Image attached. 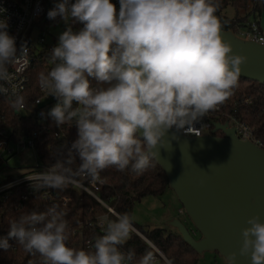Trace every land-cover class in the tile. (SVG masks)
<instances>
[{"label": "clouds", "instance_id": "clouds-1", "mask_svg": "<svg viewBox=\"0 0 264 264\" xmlns=\"http://www.w3.org/2000/svg\"><path fill=\"white\" fill-rule=\"evenodd\" d=\"M117 2L75 0L69 6L68 0H60L47 12L50 19L59 15L83 24L58 37L50 53L53 66L37 74L40 89L57 100L48 115L57 127L74 123L77 136L63 160L28 178L35 179L36 190L101 181V171L110 166L141 174L156 159L154 149L167 130L189 131L237 86L247 58L222 39L215 14L220 0ZM7 29V18H0V82L9 81L8 66L18 56L15 37ZM26 53L21 45L20 54ZM7 92L0 83V94ZM23 100L14 95L10 106L19 110ZM65 215L56 204L46 211H22L9 221L7 235L25 252H38L42 264H158V255L159 264H174L146 237H141L144 252L123 249L132 234L139 235L128 212L98 218L103 234L91 250L68 246ZM246 224L239 252L250 254L251 264H264V220L257 214ZM9 247L0 238V249ZM235 255L229 254V264Z\"/></svg>", "mask_w": 264, "mask_h": 264}, {"label": "trees", "instance_id": "trees-1", "mask_svg": "<svg viewBox=\"0 0 264 264\" xmlns=\"http://www.w3.org/2000/svg\"><path fill=\"white\" fill-rule=\"evenodd\" d=\"M260 3L264 9L262 0H220V6L215 14L218 16L223 30H236L238 26L244 25L250 19L258 23L261 14ZM226 8L234 10L237 15L239 12H244L245 16L240 18L236 15L234 18H228L222 14ZM50 61V53H45L40 60L32 64L27 72L28 84L24 92L20 94L24 97L21 105L27 113L30 110L31 102L38 96L37 74L49 70ZM89 80L90 85H95L93 78H89ZM12 98L0 96V128L6 127L12 140L24 139L31 132L32 122L21 111L14 110L10 106L9 101ZM73 106H75V102H73ZM223 106L236 121L247 124L253 130L254 138L258 139L264 148V84L260 85L257 82L239 78L237 86L232 90V95L224 101ZM48 126V131L37 138L34 143L39 162L44 166H50L57 160H63L77 136V128L74 123L69 122L57 127L54 122H50ZM62 132L63 136H61ZM55 134L60 138L57 139ZM214 135L220 136L217 133ZM73 156L75 163L79 164L80 161L75 155V150H73ZM100 177L103 187L97 191L98 196L114 213L128 212L132 216L134 206L146 197L161 198L169 190L166 175L154 160L141 174H136L130 168L119 171L110 166L101 171ZM20 191L25 192L26 189L22 187ZM33 191L34 194L28 197L21 207L17 206L21 200L18 193L5 202L0 199V238L7 239L10 246L7 250L0 249V264H42L43 262V258L38 252H25L15 237L7 235L9 221L16 218L22 211H46L52 204L62 207L66 212L64 219L67 221L68 246L85 250H91L94 239L102 235L99 227L96 226L97 218L104 215L114 219V215L107 209L71 184L60 189L41 188ZM47 191V197L42 198V193ZM133 224L142 237L151 241L160 253L172 258L174 264L197 263L199 256L173 229L165 225L152 228L150 225H138L134 221ZM188 231L191 236L194 234L192 236L194 239L198 238L196 230L192 228ZM122 247L125 250L128 247H133L136 253L140 254L145 251L147 245L137 234H132ZM157 260L159 264L160 257L157 256Z\"/></svg>", "mask_w": 264, "mask_h": 264}, {"label": "water", "instance_id": "water-1", "mask_svg": "<svg viewBox=\"0 0 264 264\" xmlns=\"http://www.w3.org/2000/svg\"><path fill=\"white\" fill-rule=\"evenodd\" d=\"M259 9L258 23L264 33L262 3ZM220 33L232 52L247 58L239 78L264 84V44L237 37L233 29L221 27ZM213 125L210 135L200 137L169 129L154 149L158 152L154 162L199 236L194 239L179 218L164 224L198 256L215 253L229 264V254L235 253L234 264H251L250 254L239 252L241 229L253 215L264 220V150L238 140L235 128L226 122ZM217 131L221 136L214 135Z\"/></svg>", "mask_w": 264, "mask_h": 264}, {"label": "built area", "instance_id": "built-area-1", "mask_svg": "<svg viewBox=\"0 0 264 264\" xmlns=\"http://www.w3.org/2000/svg\"><path fill=\"white\" fill-rule=\"evenodd\" d=\"M60 0H0V8L4 9L3 13H0V18H7L8 33L15 37V44L17 48V60L15 63L8 66L10 79L4 83V86L8 89L6 94H0L2 97L12 98L14 95H20L26 89L28 84L27 72L38 60H40L45 53H51V50L58 43L59 33L52 37L51 43L46 44V26L53 24L54 22L61 21L67 23L73 31H78L82 28V23L75 21V18L69 17L67 20L57 15L55 18H48L47 12L52 9ZM75 0H68L69 6L74 3ZM114 4H117V0H112ZM59 31L64 32L62 29ZM234 34L245 40H250L260 44H264V33L262 32L259 23L255 20H249L244 25H240L234 30ZM21 45L27 48L26 55L20 54ZM50 68L53 66L52 62H49ZM57 102L56 98L52 95H48L42 91L39 87L38 96L30 105V110L25 112L23 105L19 106V111L26 115L31 120V132L27 138L24 139H11L9 131L6 127L0 128V169L7 166V161L14 156H19L21 150L28 149L33 153L34 167L29 173L14 178L7 177L3 183H0V199L5 202L8 198H13L15 193H18V197L21 200L17 206L21 207L22 203L34 194L33 185L36 183L35 178L39 172L44 171L48 166H44L39 162L38 155L35 152V140L42 134L48 131V125L50 122H54L48 115V111ZM224 101L218 104L214 109L210 110L200 120L194 122L193 128L189 131L180 130L184 136L187 137H200L208 136L214 128V123L223 125L224 122L228 124V127H234L236 137L238 140L251 141L257 147H262L261 142L254 138L253 130L245 123L236 121L225 110ZM43 113V115H41ZM67 124V123H66ZM217 134H220L218 131ZM64 133L62 132L61 136ZM221 136V134H220ZM55 137L59 139V135L55 134ZM19 150V151H18ZM82 182V187L76 184H71L81 189L84 193L88 194L95 201H97L103 208L107 209L109 213L114 214V211L109 209L107 205L99 198L97 191L103 187V182L95 181L89 182L88 179ZM26 189L25 192L20 191L21 188ZM47 192L42 193V198L47 197ZM90 226V225H88ZM96 226L99 227L100 232L103 234V229L96 221ZM140 235V234H139ZM142 237V236H141ZM143 240V239H142ZM159 257V255H158Z\"/></svg>", "mask_w": 264, "mask_h": 264}, {"label": "rangeland", "instance_id": "rangeland-1", "mask_svg": "<svg viewBox=\"0 0 264 264\" xmlns=\"http://www.w3.org/2000/svg\"><path fill=\"white\" fill-rule=\"evenodd\" d=\"M228 18H234L237 14L234 10L226 8L222 12ZM238 17L244 18V12H239ZM69 25L62 23L61 21L54 22L46 26L44 32H46L45 42L50 44L52 37L58 35L59 30L65 31ZM19 151V150H18ZM19 156H14L7 161V166L0 169V183L4 182L7 177H17L29 173L32 167H34V158L31 150H21ZM180 204L177 202L175 194L171 190L161 196V198L146 197L136 206H134L132 217L133 221L138 225H150L154 227H162L165 225L163 219L167 214H174V217L183 221L187 229L191 230V224L186 220L184 212L181 211ZM194 234H192L193 236ZM195 237V236H194ZM196 264H227L226 261L220 256L212 253H204L203 256H199Z\"/></svg>", "mask_w": 264, "mask_h": 264}, {"label": "crops", "instance_id": "crops-1", "mask_svg": "<svg viewBox=\"0 0 264 264\" xmlns=\"http://www.w3.org/2000/svg\"><path fill=\"white\" fill-rule=\"evenodd\" d=\"M172 218H177V217H174V214H167L166 216H165V218L163 219V221L165 222V221H167V220H170V219H172ZM182 221V220H181Z\"/></svg>", "mask_w": 264, "mask_h": 264}]
</instances>
